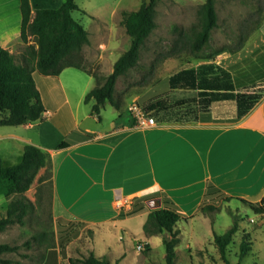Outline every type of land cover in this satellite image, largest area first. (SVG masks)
Listing matches in <instances>:
<instances>
[{"label": "crops", "instance_id": "crops-1", "mask_svg": "<svg viewBox=\"0 0 264 264\" xmlns=\"http://www.w3.org/2000/svg\"><path fill=\"white\" fill-rule=\"evenodd\" d=\"M30 1L33 15L47 3ZM57 1L55 7L64 0ZM21 20L20 0H0L2 46L10 49L22 41ZM263 46L264 22L240 48L201 58L192 66L214 62L230 68ZM252 62L259 65L252 78L261 83L264 57ZM35 72L46 106L44 116L17 125L20 129L1 131L0 137L12 139L22 153L25 144L33 143L51 154L52 211L56 224L61 219V233L70 237L69 242L58 238L47 250L48 259L52 256L56 264H68L72 257L69 244L79 236L70 233L84 229L95 233L102 225L119 227L117 221L137 212L149 214L154 208L147 200L153 197H161L162 205L193 221L203 215V206L222 203L227 196L259 201L264 195V95L238 120H234L236 102L221 101L200 107L204 113L193 124L156 120L148 126H116L115 119L106 126L91 109L87 116L97 121L84 126L78 106L84 102L92 108L94 101L86 103L85 96L96 79L82 69L66 67L58 76L44 77V91ZM190 90L196 92L198 105L197 91ZM226 102L235 105L231 122L211 123V107ZM62 142L66 145L60 148ZM129 209L135 212L127 214ZM120 228L125 229L122 224Z\"/></svg>", "mask_w": 264, "mask_h": 264}, {"label": "rangeland", "instance_id": "rangeland-1", "mask_svg": "<svg viewBox=\"0 0 264 264\" xmlns=\"http://www.w3.org/2000/svg\"><path fill=\"white\" fill-rule=\"evenodd\" d=\"M44 7H55L57 0H46ZM145 0H76L80 10H74L73 16L89 31L91 41L83 48V55L88 67L98 70L103 75L113 71L114 63L126 51L132 41L123 24V11L138 9ZM152 1V0H151ZM37 2V1H36ZM205 0H155L157 26L147 38L141 50L140 65L122 74L116 83L115 95L121 102L118 109L107 103L101 110L102 123L108 126L116 119V126L133 125L138 122L133 106L137 105L147 116H154L157 121L175 125L193 124L202 109L195 100L196 92L175 89L169 94L167 109L158 111L149 108L150 94L160 87L164 77L185 66H192L201 58L189 51L171 53V45L178 36L176 27L189 30L199 22V7ZM218 26L212 31L209 51L220 48L230 50L238 47L264 22V0H217ZM34 43V37H29ZM23 40L10 49L19 57L25 46ZM38 84L45 91V75L35 72ZM159 84V85H158ZM163 86V85H161ZM160 89V88H159ZM78 100V99H77ZM91 106L79 103L78 112L83 125H93L95 119L87 116ZM235 105L231 102L211 107L213 124H225L232 120ZM197 113V116H195ZM6 114L0 110V118ZM17 125H0L1 131L20 129ZM69 136V135H68ZM11 140V141H10ZM10 138L0 137V160L4 164H16L21 161L22 152ZM34 202V209L28 214L26 223H14L0 233V242L19 245L18 250L6 254L14 260L12 264H56L52 256L48 259L47 250L53 247L57 239L69 242V233L58 232L56 219L52 211V184L50 169L41 168L26 191ZM10 198L0 195V216L6 212ZM217 208L203 210V215L189 221H179L181 241L177 246L176 264H226L214 243V235L224 233L239 221V230L227 247L230 264L239 260L240 245L247 236L251 249L240 264H264V215L256 213L248 205L237 199H225L222 203H212ZM135 210H128L127 214ZM124 212V214H126ZM148 213L137 212L114 225H102L95 233L84 229L76 230L70 236L76 238L70 246L74 258H82L91 252L107 257L112 264H166L163 238L170 237L169 231L147 233L144 229ZM188 221V222H187ZM124 225L125 229L120 228ZM46 231L47 237L33 239L34 235ZM31 243L26 245V241ZM145 242L147 248L137 249L138 242ZM50 246V247H49Z\"/></svg>", "mask_w": 264, "mask_h": 264}, {"label": "trees", "instance_id": "trees-1", "mask_svg": "<svg viewBox=\"0 0 264 264\" xmlns=\"http://www.w3.org/2000/svg\"><path fill=\"white\" fill-rule=\"evenodd\" d=\"M216 3L217 0H205L198 10V24L189 30L181 26L176 27L178 36L171 45V53L189 51L198 58H210L225 49L209 51L212 31L219 24ZM20 8L21 38L27 43L23 52L17 57L10 49L0 44V110L6 112L0 118V125H20L44 116L46 106L36 84L35 71L45 76H58L66 67L82 69L96 79V85L85 96L86 103L94 101L92 114L101 120V110L108 102L119 109L121 102L115 95L116 83L122 74L140 65L141 50L157 26L155 0L149 4L145 0L138 9L123 11V24L132 41L129 48L115 61L113 71L108 75L91 69L85 62L83 48L90 42V37L88 29L72 14L74 10L81 9L76 0H64L58 7L37 8L34 15L30 0H20ZM30 36L34 37V43L29 42ZM246 39L230 50L240 48ZM259 57H264V46L230 68H224L214 62L201 63L197 67H182L157 82L163 86L160 85V89L156 88L150 94L149 108L164 111L167 109L168 97L172 90L193 89L197 91L198 106L202 109L221 101H235L237 114L234 120H238L264 95V80L257 83L252 78L253 71L259 67L252 61ZM65 145V142H62L59 147ZM41 168L51 171L52 157L50 152L33 143L24 145L20 162L4 164L0 160V195L10 198L6 212L0 216V233L14 223H26L28 214L35 207L26 191ZM226 199H237L256 213L264 215V195L259 201L234 196H227ZM216 208L215 205L207 204L202 210L213 211ZM183 219L186 217L174 207L162 205L152 209L144 223L147 233L154 234L165 230L170 232V237L163 238L166 264H176L177 246L181 241L180 229L176 225ZM61 227V219L58 218V232ZM238 230L239 221L235 218L224 233L214 235V243L226 264H230L227 247ZM88 231L92 234L94 232L93 229ZM46 237V231H42L34 235L33 239ZM30 243L28 240L25 244ZM18 248L17 244L0 242V264H12L14 260L6 254ZM250 249L249 239L244 236L236 264L242 262ZM67 263L112 264L107 257L98 256L93 252L82 258L69 257ZM116 264L121 263L117 261Z\"/></svg>", "mask_w": 264, "mask_h": 264}, {"label": "built area", "instance_id": "built-area-1", "mask_svg": "<svg viewBox=\"0 0 264 264\" xmlns=\"http://www.w3.org/2000/svg\"><path fill=\"white\" fill-rule=\"evenodd\" d=\"M134 113L138 118V125L140 126H148L153 125L156 123L154 116H147L146 112L143 111L141 108H139L137 105H134L133 107ZM147 248V244L143 241L137 243V249L143 250Z\"/></svg>", "mask_w": 264, "mask_h": 264}, {"label": "water", "instance_id": "water-1", "mask_svg": "<svg viewBox=\"0 0 264 264\" xmlns=\"http://www.w3.org/2000/svg\"><path fill=\"white\" fill-rule=\"evenodd\" d=\"M151 0H147V3L149 4ZM147 204L152 208H157L162 205V199L161 197H153L147 200Z\"/></svg>", "mask_w": 264, "mask_h": 264}]
</instances>
